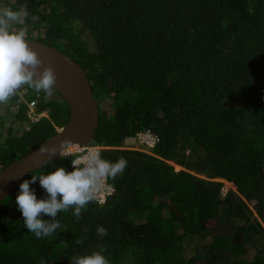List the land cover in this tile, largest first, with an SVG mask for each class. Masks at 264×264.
Instances as JSON below:
<instances>
[{
	"label": "trees",
	"instance_id": "trees-1",
	"mask_svg": "<svg viewBox=\"0 0 264 264\" xmlns=\"http://www.w3.org/2000/svg\"><path fill=\"white\" fill-rule=\"evenodd\" d=\"M4 3L27 11V37L79 62L98 104L89 143L127 166L102 206L89 203L79 223L74 209L58 213L62 228L44 238L23 225L19 185L72 171L73 156L30 171L0 201V264H70L101 246L109 264H264V0ZM24 88L48 115L26 130L24 103L8 102L16 107L0 111V168L69 116L58 91ZM146 129L158 138L150 152L130 147ZM30 188L47 198L39 179Z\"/></svg>",
	"mask_w": 264,
	"mask_h": 264
},
{
	"label": "clouds",
	"instance_id": "clouds-1",
	"mask_svg": "<svg viewBox=\"0 0 264 264\" xmlns=\"http://www.w3.org/2000/svg\"><path fill=\"white\" fill-rule=\"evenodd\" d=\"M27 17L28 13L24 9L0 7V104H7L12 98L16 100L13 99L17 105L23 102L17 98L19 91H22L27 99L35 98L27 96V91H24L25 86L37 94L44 93L48 98L54 95L57 83L56 72L51 64L44 65L38 52L29 46L25 27ZM23 103L26 115L27 107L25 102ZM36 109L46 114L41 115L37 120H30L26 115L24 129H29L32 123L48 115L47 109H38L37 106ZM59 128L57 127V130ZM145 132L156 137L152 145L139 141L138 134ZM157 139V135L149 129L138 131L133 136L134 142L137 143L136 148L148 152ZM69 142L70 139L65 138L60 141L59 147L55 144L46 145L39 149V153L47 154L49 157L57 155L62 158L72 155V171L59 167L47 174L32 175L31 180H24L19 185L20 192L16 196V204L22 213L24 227L36 238L50 237L57 229L62 228V224L56 219L60 212L74 209L73 215L79 223L82 219V211L89 203H98L102 206L113 191L108 181H114L126 169L125 158L121 157L115 162H110L102 157L99 150L102 146L89 141L83 144L96 145L98 149L93 147L82 153L63 151L65 147L78 144H69ZM176 167L179 166L176 165ZM37 179L47 193V198L37 199L35 192L30 188V184L35 183ZM106 185L112 190L104 200H101L99 193L105 189ZM45 215L50 219H43ZM96 231L100 236L108 234L107 229L102 226H98ZM77 243L82 244L83 241L80 240ZM103 251L104 246H101L100 251H94L91 254L73 255L70 257V264H109V260L102 254ZM42 264H44L43 261Z\"/></svg>",
	"mask_w": 264,
	"mask_h": 264
},
{
	"label": "water",
	"instance_id": "water-1",
	"mask_svg": "<svg viewBox=\"0 0 264 264\" xmlns=\"http://www.w3.org/2000/svg\"><path fill=\"white\" fill-rule=\"evenodd\" d=\"M43 64H51L57 76L55 90L65 99L69 116L64 126L41 143L0 168V201L33 169L41 167L57 155L40 154L39 149L70 139L69 144L88 142L98 121V104L82 66L73 57L54 45L27 37ZM68 144V145H69Z\"/></svg>",
	"mask_w": 264,
	"mask_h": 264
},
{
	"label": "built area",
	"instance_id": "built-area-1",
	"mask_svg": "<svg viewBox=\"0 0 264 264\" xmlns=\"http://www.w3.org/2000/svg\"><path fill=\"white\" fill-rule=\"evenodd\" d=\"M17 98L19 101L21 100V101L25 102L26 107H27L26 108V115H27L28 119L37 120V119H39V117L41 115L46 114V112H44V111H37V109H36L37 102H36L35 98L27 99L24 96L22 91L18 92ZM138 139H139V141L146 142V143L152 145L154 143L156 137H154L149 132H145V133H139ZM93 147L98 149V146H96V145L73 144L71 146L65 147L63 149V151L68 152V153H82L86 149L93 148ZM111 190H112V188L110 186L106 185L105 189L99 193V198L101 200H104L105 196L108 195L111 192Z\"/></svg>",
	"mask_w": 264,
	"mask_h": 264
},
{
	"label": "rangeland",
	"instance_id": "rangeland-1",
	"mask_svg": "<svg viewBox=\"0 0 264 264\" xmlns=\"http://www.w3.org/2000/svg\"><path fill=\"white\" fill-rule=\"evenodd\" d=\"M3 6H7V5H6V3H4V0H0V7H3ZM31 33L34 34V30L31 31ZM24 91H26V90H24ZM7 106H9L10 110H14V108L16 107V104H15V106H14V104H8V103L7 104H0V111L5 110ZM8 119H9L8 121H10V119H12V117L8 116ZM130 147H132V148H136L137 147V143L134 142L133 139H132V143H130ZM143 149H145V148H143ZM221 180H223V179H221ZM223 186H224L223 187L224 190L227 187H231V188L235 187L234 184L231 181L230 182H224ZM191 243H194V241H191ZM188 250H190V247H188Z\"/></svg>",
	"mask_w": 264,
	"mask_h": 264
},
{
	"label": "bare ground",
	"instance_id": "bare-ground-1",
	"mask_svg": "<svg viewBox=\"0 0 264 264\" xmlns=\"http://www.w3.org/2000/svg\"><path fill=\"white\" fill-rule=\"evenodd\" d=\"M223 181H224V182H230V181H227V180H225V179H223Z\"/></svg>",
	"mask_w": 264,
	"mask_h": 264
}]
</instances>
